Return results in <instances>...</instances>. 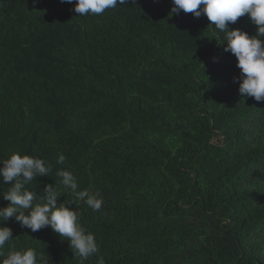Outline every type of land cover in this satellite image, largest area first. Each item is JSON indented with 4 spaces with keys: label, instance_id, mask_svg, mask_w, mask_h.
Instances as JSON below:
<instances>
[{
    "label": "trees",
    "instance_id": "16d2710c",
    "mask_svg": "<svg viewBox=\"0 0 264 264\" xmlns=\"http://www.w3.org/2000/svg\"><path fill=\"white\" fill-rule=\"evenodd\" d=\"M172 7L126 0L78 16L74 2L0 0V158L51 163L28 186L38 196L58 168L101 193L98 211L69 205L100 249L84 264H264V101L239 92L208 18ZM230 27L257 31L247 14ZM0 223L17 249L79 264L50 226Z\"/></svg>",
    "mask_w": 264,
    "mask_h": 264
},
{
    "label": "clouds",
    "instance_id": "9594fccd",
    "mask_svg": "<svg viewBox=\"0 0 264 264\" xmlns=\"http://www.w3.org/2000/svg\"><path fill=\"white\" fill-rule=\"evenodd\" d=\"M73 3L74 12L78 16L101 15L107 9L124 5L126 0H62ZM181 11L192 13L199 18L204 15L217 30L218 43L226 52H231L237 59V67L241 70L239 92L243 97H252L255 101H264V0H173L171 14ZM248 15L257 26L254 35L240 28H231L238 18ZM211 39V38H210ZM66 156L58 154L56 164L63 165ZM0 186L8 185L2 193L9 201L6 207H0V222L14 218L21 228L37 232L50 226L62 240L69 242L79 264L91 256L98 254L100 249L93 232L88 231L78 220V212L69 205L82 201L93 211L102 208L103 198L99 191L79 189L77 177L68 168H58L55 176L59 178L54 184L43 188V195H37L28 187L39 176L49 175L53 165L31 154L11 152L7 158H0ZM59 185L70 190L71 201H59L62 196ZM79 205V204H78ZM13 230L0 223V264H48L44 253H37L31 247L17 249L12 244ZM9 245L7 254L5 245ZM97 264H106L103 256H99Z\"/></svg>",
    "mask_w": 264,
    "mask_h": 264
}]
</instances>
